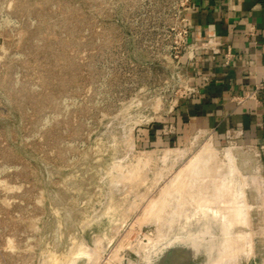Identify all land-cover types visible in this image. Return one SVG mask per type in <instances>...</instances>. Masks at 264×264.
<instances>
[{"label": "rangeland", "instance_id": "rangeland-1", "mask_svg": "<svg viewBox=\"0 0 264 264\" xmlns=\"http://www.w3.org/2000/svg\"><path fill=\"white\" fill-rule=\"evenodd\" d=\"M189 3L0 0V264H158L210 217L227 264H264V148L173 122ZM209 138L235 154L243 190L239 176L227 190L176 178ZM241 194L249 217L234 212Z\"/></svg>", "mask_w": 264, "mask_h": 264}, {"label": "crops", "instance_id": "crops-1", "mask_svg": "<svg viewBox=\"0 0 264 264\" xmlns=\"http://www.w3.org/2000/svg\"><path fill=\"white\" fill-rule=\"evenodd\" d=\"M187 16L189 39L216 37L220 44L215 54L198 51L189 67L197 92L174 109L177 134L209 128L264 148V89L239 101L264 80V0H191Z\"/></svg>", "mask_w": 264, "mask_h": 264}, {"label": "bare ground", "instance_id": "bare-ground-1", "mask_svg": "<svg viewBox=\"0 0 264 264\" xmlns=\"http://www.w3.org/2000/svg\"><path fill=\"white\" fill-rule=\"evenodd\" d=\"M233 146V145H232ZM187 149V148H186ZM186 149H182V150H180L179 149V151H177V152H180V157L182 156V154L184 155V153L186 152ZM230 149V148H229ZM229 149H227L228 151H229ZM167 151L169 152L170 151V149H167ZM225 151V150H224ZM228 151H226V153H224V156H221L220 155V153H219V151L214 147V145H213V143H212V139L211 138H209V140L206 142V144L205 145H203V147H202V149H200L196 154H192V155H194L193 157H191V158H189V161L184 165V167L179 171V173H177L176 175V178L177 179H184V178H188V180H186V182H185V186L186 187H191L192 185H188V184H190V183H188L189 181H192V180H194V178L196 177V179L199 177L201 180H203V182L205 183V181H206V183L208 182L210 185H211V183L209 182L210 180H211V182L214 180V179H216L217 180V182H219L220 183V185H218L217 183H213L212 182V184H216V186L217 187H222V189L224 190V188L228 185V181H229V179H233L235 176H239V177H241L240 179H241V183H240V187L239 188H241V190H243L244 188H245V184L247 183V181H246V177H245V175H243V174H241L240 173V170L238 169V167L236 166V162H235V154H232V152H228ZM166 153V152H165ZM179 157V156H178ZM199 178H198V182H200V180H199ZM195 179V180H196ZM213 179V180H212ZM208 180V181H207ZM228 180V181H227ZM234 180V179H233ZM239 180V179H238ZM237 180V181H238ZM178 181V180H177ZM181 181V180H180ZM232 180H230V182H231ZM236 181V179H235V182L233 181L232 182V184H230L232 187H234V185L235 184H237L238 182ZM215 182V181H214ZM177 183H179V182H177ZM186 183H187V185H186ZM202 183V182H201ZM260 184H261V182H259ZM192 184H194V182L192 183ZM196 185H197V183H195ZM203 184V183H202ZM201 184V185H202ZM208 186V185H207ZM230 186V187H231ZM237 186V185H236ZM186 187H185V189H186ZM193 188L195 187V186H192ZM210 187H212V186H210ZM209 187V190L211 189ZM246 187H248V186H246ZM213 188V187H212ZM214 188H215V185H214ZM235 188V187H234ZM189 190H190V188H188ZM218 189V188H217ZM219 189H221V188H219ZM221 189V190H222ZM231 189V188H230ZM230 189H229V191H230ZM198 190V189H197ZM225 190H227V188H225ZM239 190V189H238ZM237 190V191H238ZM211 191L212 192H215V191H213L212 189H211ZM232 191H233V189H232ZM199 192H201V191H199ZM217 193H218V191H216ZM221 193L223 192V191H220ZM225 192V194H226V192H228V191H224ZM186 193V192H185ZM190 193V192H189ZM211 193V192H210ZM236 193V192H235ZM243 194H244V192H242ZM187 195H188V192L186 193ZM197 194V193H196ZM205 194V193H204ZM209 194V193H208ZM213 194V193H212ZM212 194H210V195H212ZM224 194V193H223ZM229 194V193H228ZM228 194H227V196H228ZM231 194V193H230ZM237 194V193H236ZM239 194H240V192H239ZM215 195H217V197L218 198H220V196L218 195V194H215ZM215 195H214V197H215ZM222 195V194H221ZM231 195H233V194H231ZM238 195V194H237ZM191 195L189 194V197H190ZM213 196V195H212ZM222 196H224V195H222ZM240 196V195H239ZM214 197H213V199H214ZM258 197H261V196H258ZM263 197V196H262ZM218 198H216L215 197V199H218ZM225 198H227L226 196H225ZM233 198H234V196H233ZM238 199H240L239 197H237ZM241 198H243V195L241 194ZM183 199H184V197H183ZM191 199V198H190ZM209 199H211V198H209ZM209 199H208V201H209ZM210 200V201H212V203H213V201L215 200ZM221 199V198H220ZM224 199V198H223ZM227 199H229V198H227ZM232 199V198H231ZM244 200V202L243 201H240V205H237L236 204V206H239V207H237L236 209H235V213L237 212V216H238V214H246L248 211H247V209H249V207H250V205L249 204H247L246 205V202L245 201H248V199L247 200H245V197L243 198ZM219 200V199H218ZM218 200H216L217 202V204L219 205L220 203H222L221 205H223V203H225V202H221L220 201V203L218 202ZM222 200V199H221ZM236 200V198L235 199H233V201H235ZM199 200H197V202H198ZM202 201V200H201ZM207 200H203V202H206ZM208 201H207V203H208ZM223 201V200H222ZM226 202H227V200H226ZM232 202V201H231ZM241 202H243V203H241ZM196 203V202H195ZM200 203V202H199ZM199 203H197V205L196 206H200V205H198ZM211 203V202H210ZM239 204V203H238ZM206 205V204H205ZM205 205H202V206H204L205 208H207ZM209 205H211L212 206V204H209ZM208 205V207H209V209L210 208H213V206L212 207H210ZM221 205H220V209H221ZM225 205V204H224ZM214 206H216V208L215 209H217V214L215 213V215H217L218 216V206L217 205H214ZM229 206V205H228ZM247 207L246 208V213L245 212H243V208H241V207ZM231 206H229V210L227 209V211H230L231 210V208H230ZM232 207L233 208H235V205L233 204L232 205ZM251 207H254V206H251ZM225 208H227V206L225 207ZM201 211L203 210V209H201V208H199ZM214 209V210H215ZM223 210H224V207L222 208ZM263 209H264V205H263ZM233 210V209H232ZM231 210V211H232ZM204 211V210H203ZM203 211H202V213H203ZM220 211H222V210H220ZM226 211V212H227ZM232 213L231 215H230V219H231V217H233L232 215H234L235 213ZM188 212L187 211H184V214L183 215H185V214H187ZM204 213H209V212H204ZM214 213V212H213ZM228 213H231V212H228ZM208 215V214H207ZM224 215H226V214H224ZM203 216H205V215H203ZM210 216H213V214L212 215H210ZM210 216H207V217H210ZM235 216V215H234ZM245 216H248V214L247 215H245ZM185 217H187V215L185 216ZM184 217V218H185ZM194 217H195V215H194ZM207 217H205V218H207ZM225 217V216H224ZM228 217V216H227ZM249 217V216H248ZM248 217H246V219H243V220H249V222L248 223H250V224H248V226L249 225H251V220L248 218ZM189 218V217H188ZM212 217H210L209 219H207V220H205V221H201V222H203L202 223V225H200V224H198L199 225V227H195L194 229H190L189 227V229H187V231L189 232L188 234L185 232V230H183V232H185V235H184V233H183V235L181 234V235H175L176 237H177V240H176V245H175V248H174V246H173V248H172V250H166L165 249V251H164V253L162 252V254L163 255H160L161 256V258L160 259H158V264H192V262H193V260L196 258V256L198 255V253L199 252H204V254H205V256H204V259L202 260V261H200V262H198L197 264H225L227 261V259H224V258H226L228 255H230L229 254V252H228V255H227V253H225L226 251L224 250V248H223V250L225 251V252H223V253H221V251H223V250H221L220 251V249L223 247L222 245L223 244H220V242H219V239L222 237L221 235H219V234H217L216 233V229H215V226L212 224V223H215V221L213 220V219H211ZM236 218V217H235ZM245 218V217H244ZM248 218V219H247ZM251 218V217H250ZM186 219V218H185ZM198 219V218H197ZM216 219H218V218H216ZM234 219V218H233ZM230 220V221H228V222H231L230 224H231V227H234V223L235 222H237V221H240L241 220V222H242V217L241 218H236V220ZM252 219V218H251ZM190 220V218L188 219V221ZM191 221V220H190ZM218 222V221H217ZM221 222L223 223V224H221L222 226V228H221V233L223 232V231H225L226 229V225H224V222H227V221H225V218L223 219V220H221ZM240 223V222H239ZM238 223V224H239ZM216 224V223H215ZM237 224V225H238ZM241 224H243V223H241ZM233 225V226H232ZM245 225V227H246V223L244 224ZM197 226V225H196ZM230 226V225H229ZM229 226H227V227H229ZM240 226V225H239ZM184 228H185V226H184ZM243 228H244V226H243ZM252 228V227H251ZM186 229V228H185ZM228 229V228H227ZM234 229V228H233ZM247 229V228H246ZM263 229H264V226H263ZM242 230V229H241ZM257 230V229H256ZM259 230H262V229H260L259 228ZM179 231V230H178ZM251 232H253L252 230H250ZM255 231V230H254ZM263 231V230H262ZM261 231V232H262ZM240 232V231H239ZM238 232V234H240ZM247 232V231H246ZM249 232V231H248ZM247 232V233H248ZM260 232V234L262 235V233ZM177 233V232H176ZM225 233H227V232H225ZM243 233H244V231H243ZM242 233V234H243ZM256 233H258V232H256ZM180 234V233H179ZM223 234V233H222ZM241 234V235H242ZM244 234H246V233H244ZM243 234V235H244ZM264 234V233H263ZM236 235H237V233H236ZM243 235L241 236L242 238H243ZM252 234H250V236H251ZM257 234H255V236H256ZM188 237V238H187ZM237 237V236H236ZM248 237H249V235H248ZM248 237H245L244 238V240L245 239H247ZM252 237V236H251ZM173 238H175V237H173ZM182 238V240L180 241V239ZM185 238H187L186 239V241L184 240ZM225 238V237H224ZM238 241H239V238H240V235H238ZM179 240V241H178ZM184 240V241H183ZM226 240V239H225ZM228 240V239H227ZM226 240V241H227ZM243 240V242H245ZM171 241H173V240H171ZM175 241V240H174ZM222 241H224V240H222ZM225 241V242H226ZM229 242H230V240H228ZM232 241V240H231ZM236 242H237V239L235 240ZM234 241V242H235ZM241 241V240H240ZM225 242H224V244H225ZM228 242V243H229ZM243 242H240V243H243ZM222 243V242H221ZM231 243V242H230ZM239 243V242H238ZM251 242H249L248 244L249 245H251V247H252V244H250ZM236 245H238L237 243H235ZM170 245H173L172 244V242L170 243ZM226 245H228V244H226ZM168 245L166 244V246H165V248L167 247ZM243 246H245V245H243ZM243 246H240L239 245V247H237V250L238 249H241V247H243ZM169 248H170V246H168ZM167 247V248H168ZM172 247V246H171ZM226 249H227V247H229V248H232L233 247V244H232V247H230V246H224ZM246 248L248 247V245L247 246H245ZM236 248V247H235ZM234 248V249H235ZM244 248V247H243ZM242 248V249H243ZM250 249V248H249ZM219 251H220V253H219ZM251 251H253L252 249H251ZM234 252V251H233ZM232 252V253H233ZM225 253V254H224ZM221 254V255H220ZM159 255V254H158ZM157 255V256H158ZM227 255V256H226ZM234 255V254H233ZM233 255L231 256V258L233 257ZM159 258V257H158ZM231 258L229 259V260H231ZM166 259H168V261H166ZM228 260V261H229ZM231 262H232V260H231ZM155 264V262H152L151 264ZM229 263H230V261H229ZM227 264V263H226Z\"/></svg>", "mask_w": 264, "mask_h": 264}, {"label": "built area", "instance_id": "built-area-1", "mask_svg": "<svg viewBox=\"0 0 264 264\" xmlns=\"http://www.w3.org/2000/svg\"><path fill=\"white\" fill-rule=\"evenodd\" d=\"M191 3V0H190ZM190 3L186 7V10L181 18V23L178 28L176 39H175V57L178 58V61L181 63L182 74L180 75V93L175 98V101L172 102L171 109L173 110L179 100L184 97L191 96L197 92V86L193 84L190 80L189 67L196 60L198 51L202 49H208L212 54L219 52L218 45L220 44L216 37L206 38L204 40H192L189 39V26H188V16L187 12L190 7ZM252 29V28H250ZM250 31V30H249ZM248 32V31H247ZM251 32V31H250ZM229 52L226 53V61L229 60ZM264 89V80L258 82L255 87L244 93L239 97L240 102H244L248 98L256 97L258 90Z\"/></svg>", "mask_w": 264, "mask_h": 264}]
</instances>
